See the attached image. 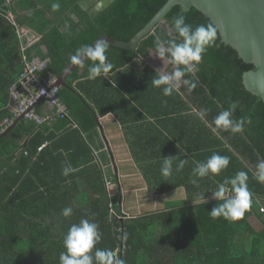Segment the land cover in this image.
I'll return each mask as SVG.
<instances>
[{
	"label": "trees",
	"instance_id": "1",
	"mask_svg": "<svg viewBox=\"0 0 264 264\" xmlns=\"http://www.w3.org/2000/svg\"><path fill=\"white\" fill-rule=\"evenodd\" d=\"M167 1L115 0L92 17L81 0H0V127L4 129L0 135V264H59L60 253L66 251L63 237L72 224L85 218L99 225L102 239L97 247L116 254L117 247L125 245L124 252L117 255L125 264H264V183L254 177L258 160L264 159V100L243 83L244 73L255 69L254 64L224 43L219 31L217 46L208 49L197 68V86L190 95L208 110L206 116L214 127V118L232 101L239 105L233 119L250 118L251 123L238 134L212 128V139L206 146L199 145L192 154L195 159L185 164L180 185L185 187L187 199L175 207L125 218L121 195L108 184L117 180L92 157L96 146L91 134L98 132V114L105 116L115 110L110 100L115 93L121 94L103 75L89 80L87 67L72 71L66 79L69 88L60 86L58 91L66 115L57 114L54 105V110L43 112L49 101L38 99L30 107L32 117H19L20 100L32 99L37 92L34 89V96L28 98L20 95L19 100L11 94L15 84L19 94L25 89L18 78L28 61H46L40 75L58 78L82 45H92L102 35L129 41ZM56 2L60 3L58 11L52 9ZM180 14L193 27L213 23L195 7L183 10L176 5L165 17L168 27L157 26L137 48L126 50L109 44L107 54L114 65L110 73L127 66L134 82L145 87L141 89L162 91L151 84L157 71L146 58L155 50L156 36L178 39L172 22ZM23 27L39 34L40 39L28 45L21 36ZM181 91L189 93L184 86ZM133 106L130 101L129 108L125 104L120 108L127 112ZM115 113L124 125L137 122ZM37 118L46 120L38 122ZM43 143L47 145L39 151ZM82 153L91 157L82 158ZM213 153L228 156V168L219 176L193 177L195 162H206ZM69 165L75 171L65 176L63 169ZM161 166L162 162L157 163V169L146 174L153 194L178 186L173 174L165 179L157 176ZM241 170L248 172V187L254 194L251 209L238 221L212 218L210 211L219 202L212 199L211 191ZM194 178L198 186L191 183ZM65 207L73 209L70 218L61 215Z\"/></svg>",
	"mask_w": 264,
	"mask_h": 264
},
{
	"label": "crops",
	"instance_id": "2",
	"mask_svg": "<svg viewBox=\"0 0 264 264\" xmlns=\"http://www.w3.org/2000/svg\"><path fill=\"white\" fill-rule=\"evenodd\" d=\"M21 36L28 41V45L35 43L41 37L26 27L21 28ZM146 63L156 71L162 68L165 72L172 71L170 64L165 61L163 65V61L155 56V50H152L146 58ZM108 79L121 94L115 93L110 100L115 110L105 116L98 114V132L91 134L96 146V149L93 148V159L101 162L117 180V183L114 181L110 185L115 193L121 195V209L125 218L131 219L175 207L180 204L179 202L187 199L186 189L182 184L180 185L183 183L184 172L182 170L180 174V171H176L179 159L173 161L175 163L173 179L178 180V186L172 190L162 194L151 193L146 174L157 169V163L163 162L168 156L194 160L195 156L193 157L192 154L197 153L199 145L206 146L212 139L213 123L207 116V123L200 119L199 112L204 109L193 101L190 93L181 91L183 85L180 91L174 92L172 96L166 97L159 90L148 93L141 89L145 87L134 82L127 66L109 73ZM20 95L26 98L32 97L34 88L30 86L21 89ZM130 101L134 106L124 112L120 107L125 104L129 108ZM43 108L45 113L54 110V106L48 102ZM114 111L123 113L126 121L134 118L137 122L133 124L127 122L124 125ZM72 127L76 128L77 125L73 124ZM80 156L83 158L90 155L82 153ZM150 163H155V166H150ZM157 176L165 179L159 167ZM209 190L211 191V188Z\"/></svg>",
	"mask_w": 264,
	"mask_h": 264
},
{
	"label": "clouds",
	"instance_id": "3",
	"mask_svg": "<svg viewBox=\"0 0 264 264\" xmlns=\"http://www.w3.org/2000/svg\"><path fill=\"white\" fill-rule=\"evenodd\" d=\"M52 9L58 11L60 3H53ZM172 26L178 39L162 40L160 36H156L154 40L155 56L163 61V65L166 61L172 66L171 72H165L163 68L158 69L151 80L152 86L161 89L162 94L166 97L172 96L174 92L178 93L181 85L189 93L195 90L197 86L194 81L195 71L208 49L217 46L219 31L218 27L211 22L193 27L186 22L183 14L173 18ZM67 29L68 25L66 24L65 30L67 31ZM108 49L109 42L106 39H99L94 45H82L70 57L71 64L78 65L81 69L87 67L89 80H95L101 75L106 79L114 67L109 60ZM89 60L92 62L91 64H87ZM238 107V102H230L229 107L214 118L215 127L213 131L243 133L245 124H250L251 119H233ZM207 112V109L199 112L200 119L206 123ZM177 159H179V163L176 165V171L179 172L184 169L187 159H180L179 156H168L163 159L161 174L165 178L173 174V161ZM195 164L192 175L202 179L210 174L219 176L228 168L230 158L213 153L206 162H195ZM74 171L75 169L69 165L63 169V174L67 176ZM254 177L258 182L264 183V159L258 160ZM248 180V172L241 170L234 177L226 178L218 184L214 191H211L212 199L219 202L210 211L212 218L223 217L229 221H238L244 218L246 212L252 207L254 195L249 190ZM191 183L198 186L199 181L194 178ZM228 185L231 186L230 189L227 187ZM202 200L204 203L208 202L206 197H202ZM61 215L70 218L73 215V209L65 207L61 210ZM101 239L102 233L97 223L85 218L81 219L78 224H72L63 237V245L66 251L60 253L59 264H125L123 259L117 257L120 252L115 254L112 250L97 247Z\"/></svg>",
	"mask_w": 264,
	"mask_h": 264
},
{
	"label": "water",
	"instance_id": "4",
	"mask_svg": "<svg viewBox=\"0 0 264 264\" xmlns=\"http://www.w3.org/2000/svg\"><path fill=\"white\" fill-rule=\"evenodd\" d=\"M114 1L81 0L80 3L89 15L95 17ZM176 5H181L183 10H190L192 7L201 10L218 27L222 41L236 49L244 61L254 64L255 69L244 73L243 83L247 90L264 100V0H168L129 41L107 35H102L97 40L106 39L110 45L126 50L137 48L140 41L157 26L168 27L165 17ZM77 67L79 66L70 63L57 78L55 85L69 88L66 79Z\"/></svg>",
	"mask_w": 264,
	"mask_h": 264
},
{
	"label": "built area",
	"instance_id": "5",
	"mask_svg": "<svg viewBox=\"0 0 264 264\" xmlns=\"http://www.w3.org/2000/svg\"><path fill=\"white\" fill-rule=\"evenodd\" d=\"M46 61L42 60H34L31 62H27L24 71L20 74L18 78V83L21 88L33 87L37 90L35 96L32 99H22L20 100L19 105V113L20 115H25L28 117H32L30 114V107L40 98H45L49 101L50 104L57 106V114L66 115L67 108L60 101L58 97L59 87L56 86L57 77L50 74L49 76H41L40 72L45 68ZM11 94L14 99L19 100L20 94L16 87V84L11 88ZM45 119L37 118L38 122H43ZM4 123H1L3 125ZM4 131L3 128L0 127V135ZM47 143H43L38 147V150L41 151L45 148ZM110 185V182L108 183ZM230 194V193H229ZM261 211L264 212V206L261 207ZM122 235L125 234L123 227L119 229ZM125 249V245L119 246L116 252H122Z\"/></svg>",
	"mask_w": 264,
	"mask_h": 264
},
{
	"label": "rangeland",
	"instance_id": "6",
	"mask_svg": "<svg viewBox=\"0 0 264 264\" xmlns=\"http://www.w3.org/2000/svg\"><path fill=\"white\" fill-rule=\"evenodd\" d=\"M111 187H112V185H110ZM264 206V205H263ZM255 224H257V226H260V224L259 223H257V221H255Z\"/></svg>",
	"mask_w": 264,
	"mask_h": 264
}]
</instances>
